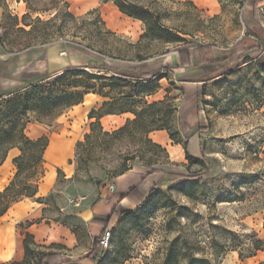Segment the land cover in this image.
Listing matches in <instances>:
<instances>
[{"label":"rangeland","instance_id":"rangeland-1","mask_svg":"<svg viewBox=\"0 0 264 264\" xmlns=\"http://www.w3.org/2000/svg\"><path fill=\"white\" fill-rule=\"evenodd\" d=\"M65 1L76 20L38 25L35 34L29 35L24 32L30 30L25 23L38 17L50 20L55 13L25 18L30 11L24 0H0V97L66 68L83 66L106 71L94 70L104 78L94 81L97 86H121L113 89V95L129 94L135 82L117 80L111 74L116 66H130L127 61L138 54L148 58V65L162 62L168 66L170 56L169 69H155L159 75L154 81L139 85L136 108L140 110L144 102H166L159 108L162 120L181 144L173 142L167 131L152 132L150 139L166 149V155L127 134L103 135L134 120L129 113L104 116L92 135L90 125L96 120H90L89 114L102 105L94 94L52 122L39 123L33 114L24 117L22 124L29 138H49L44 176L37 197L27 202V210L13 206L3 223L22 212L43 208L44 219L68 227L79 240L73 253L60 244L38 245L32 264H36L38 252L56 253L65 264H165L172 248L207 258L212 264H264V252L239 258L240 252L244 257L249 254L254 234L264 240V63L256 56L247 57L231 72L212 80L207 79L209 67L181 71L175 65L177 50L201 45L212 47L214 60H221L239 43V50L257 46L264 53V0H207L209 5L194 0H156L164 13L162 24L182 38L178 43H171L177 39L167 34L142 41L143 24L142 34L135 39L133 22L113 2ZM254 1L257 23L249 22ZM66 43L89 51H77ZM130 108L131 102L123 100L107 110ZM196 109H200L199 115L191 117ZM158 134L167 142H159ZM87 135L92 138L88 140ZM185 145L196 161L186 159ZM176 147L183 151L180 158L174 156ZM145 164H156L165 172L201 175L175 187L159 177L143 207L112 220L107 229L110 248L104 251L100 245L94 246L89 225L93 218H108L104 206L112 194L110 187L125 170L143 169ZM221 248H228L225 255ZM180 264H189L188 257H181Z\"/></svg>","mask_w":264,"mask_h":264},{"label":"trees","instance_id":"trees-1","mask_svg":"<svg viewBox=\"0 0 264 264\" xmlns=\"http://www.w3.org/2000/svg\"><path fill=\"white\" fill-rule=\"evenodd\" d=\"M102 4L113 2L120 13L128 18L140 21L144 25V34L141 40L149 37H159L161 34L177 39L171 40V43H178L182 38L172 34L163 24L162 17L164 13L158 6L156 0H100ZM28 5L30 13L25 18L32 17V14H52L55 16L50 20H43L38 17L31 23H25L29 27V35L35 34L38 25L48 26L55 22H66L68 19L76 20V18L69 12L68 3L65 0H24ZM43 3L42 6L36 4ZM254 12L250 16L249 22H258L256 17V2H252ZM249 24V23H248ZM247 26V25H246ZM249 27V25L247 26ZM66 46L71 47L80 52L89 51L86 47L74 43H66ZM240 43L229 50L221 60H214L212 58L213 49L207 45L196 46L192 49L177 50L182 68H192L194 66L209 67L207 79L212 80L231 72L235 65L244 58H253L256 56L260 59V63H264V53L257 46H251L239 50ZM28 47L27 49H32ZM263 54V55H262ZM103 55V54H100ZM130 66H116L111 74L120 79H130L135 82V86H131L132 92L125 94L118 92L113 95L115 89H120L121 86H106L104 83H94L96 80L104 81V78H99L94 72H106L105 70L97 69L96 67H69L52 76L31 84L24 86L7 96L0 97V167L5 163L8 154L13 149H18L20 155L13 160L16 168L15 175L10 181L9 185L0 191V219L3 218L10 209L26 199H35L39 193L40 182L44 176V155L49 146V138L43 136L37 140L29 138L25 134L26 126L22 124V119L30 114H33L36 121L39 123L52 122L66 111L73 109L84 103V99L89 94L98 95L102 99V105L99 110L93 109L89 114V119H95L96 122L90 125L92 135L97 132L96 126H100V120L104 116L120 115L129 113L134 116V120H128L127 123L119 130L113 133H104L106 137H116L120 135H129L132 138L138 139L144 147H148L154 151H161L168 155L166 149L159 144L153 142L149 135L154 131H167L170 139L176 144H181L175 140V136L165 126L162 120V108L166 102H156L148 104L141 103V108L136 107L140 103L136 101L139 97L144 82H152L159 75L157 68L161 70L169 69L162 62H157L153 65H148L147 57L138 54L136 59L127 61ZM91 70V71H90ZM93 72V73H92ZM117 85V84H113ZM109 89V90H108ZM114 89V90H113ZM154 94V93H152ZM150 94V95H152ZM123 100L131 102L133 108L115 112L107 110L113 103ZM200 112V109H198ZM92 135H87L86 138L90 140ZM198 137L202 140V134L198 133ZM78 146H83L79 143ZM185 157L188 161H196L190 155L187 146H184ZM143 169L149 174L164 173L167 175V183L170 187H175L186 182L198 179L201 174H182L173 171L165 172L158 168L156 164H145ZM60 172V170H59ZM129 170H125L118 177L125 175ZM156 186L151 191L154 193ZM132 191L131 194H133ZM40 201V200H37ZM148 198H143L138 204L137 208L143 207ZM41 203V202H39ZM127 211L119 212L116 207L111 216L106 219H95L92 221L94 225L104 227L102 235L108 229L112 217L120 219ZM25 257L21 264H32L35 258L36 250L40 249L34 241V236L27 233L24 239ZM94 246H99V240H94ZM35 247V248H32ZM100 247V246H99ZM228 248H221L222 255H225ZM236 251V248H231ZM258 252H264V240H261L256 234L252 236V247L247 257L239 253V258H253ZM187 256L189 264H212L207 258H195L192 253L181 254L177 248H172L167 254L165 264H180L181 257ZM36 264H65L64 261L59 260L60 255L49 252H38Z\"/></svg>","mask_w":264,"mask_h":264},{"label":"crops","instance_id":"crops-1","mask_svg":"<svg viewBox=\"0 0 264 264\" xmlns=\"http://www.w3.org/2000/svg\"><path fill=\"white\" fill-rule=\"evenodd\" d=\"M108 5V4H107ZM105 6V5H104ZM218 9L217 7L215 8ZM133 22L134 25V38H139L142 34V23L140 21L127 18ZM130 34V32H129ZM131 35V34H130ZM167 56V55H166ZM170 56L167 57L166 65L169 64ZM176 68L181 71H188L192 68H198L202 66H194L192 68H182L181 59L177 52L176 55ZM198 116V109L196 111L192 110V116ZM156 139L161 143H166L167 138L163 134H158ZM20 155L18 149H13L9 152L5 163L0 167V191L4 190L12 180L15 175L16 168L13 164V160ZM174 156L180 158L183 156V151L181 148L174 149ZM174 172V171H173ZM159 177H164L167 181V175L164 173L149 174L145 169H136L129 171L123 176H120L115 181V190L112 194L107 196L104 208L106 209V214L111 216L112 211L118 207L123 211H130L137 208L138 204L143 198H148L149 194L156 185V180ZM134 191L133 194H129ZM30 199H26L16 205L15 207H20L19 209L27 210ZM10 211L0 219V264L16 261L21 262L24 260V239L27 233L34 236V241L37 245L46 244H60L67 250L72 251V253L78 249V237L77 235L68 227L50 222L48 219L43 218V208H36L32 210L31 213L22 212L18 214L15 218H12L10 222L3 223V221L8 217ZM100 218H93L89 225L90 237L92 244L94 240L98 238L99 234H102L103 227L99 225H94L93 220ZM112 217L109 226L112 223ZM41 220V222H40ZM43 220V221H42ZM39 221V222H38ZM27 223H29L27 225ZM23 225V226H22Z\"/></svg>","mask_w":264,"mask_h":264},{"label":"built area","instance_id":"built-area-1","mask_svg":"<svg viewBox=\"0 0 264 264\" xmlns=\"http://www.w3.org/2000/svg\"><path fill=\"white\" fill-rule=\"evenodd\" d=\"M111 192H114L115 186L112 185L110 187ZM111 244V232L109 230H106V232L101 236L99 240L100 248L104 251H107L110 248Z\"/></svg>","mask_w":264,"mask_h":264},{"label":"bare ground","instance_id":"bare-ground-1","mask_svg":"<svg viewBox=\"0 0 264 264\" xmlns=\"http://www.w3.org/2000/svg\"><path fill=\"white\" fill-rule=\"evenodd\" d=\"M197 4L200 5H209V2L207 0H194ZM51 151V148H50Z\"/></svg>","mask_w":264,"mask_h":264}]
</instances>
